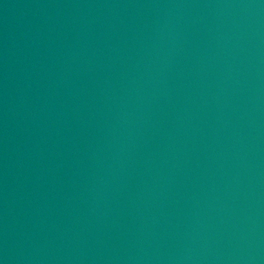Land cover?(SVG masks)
<instances>
[{"label": "water", "instance_id": "95a60500", "mask_svg": "<svg viewBox=\"0 0 264 264\" xmlns=\"http://www.w3.org/2000/svg\"><path fill=\"white\" fill-rule=\"evenodd\" d=\"M0 264H264V0H0Z\"/></svg>", "mask_w": 264, "mask_h": 264}]
</instances>
